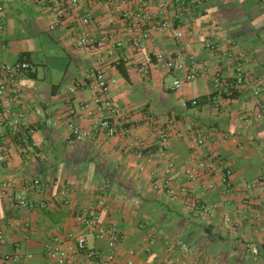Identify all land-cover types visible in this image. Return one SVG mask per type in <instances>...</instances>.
I'll return each mask as SVG.
<instances>
[{"label":"crops","instance_id":"0c3cea01","mask_svg":"<svg viewBox=\"0 0 264 264\" xmlns=\"http://www.w3.org/2000/svg\"><path fill=\"white\" fill-rule=\"evenodd\" d=\"M0 8V63L28 54L32 67L18 97H0V264H57L48 245L72 248L87 232L79 210L101 199L108 206L101 224L123 236L113 264H264V122L241 117L254 88L264 101L262 0H83L55 30L37 0H0ZM85 15L87 26L78 21ZM81 33L93 42L89 50L76 49ZM240 55L241 92L218 109L210 101L191 106L215 93L217 73L233 76ZM192 69L196 79L174 89ZM117 111L127 112L130 132L111 139L100 124ZM152 116L177 120L184 137L161 144L147 124ZM188 122L191 133L183 132ZM199 136L206 144L194 147ZM208 154L217 157L216 172L190 182L187 164ZM210 182L214 189L201 188ZM248 183L255 187L246 193ZM15 195L28 206L13 208ZM89 249L108 253L94 235ZM15 254L19 261L4 260Z\"/></svg>","mask_w":264,"mask_h":264},{"label":"built area","instance_id":"2783aa9c","mask_svg":"<svg viewBox=\"0 0 264 264\" xmlns=\"http://www.w3.org/2000/svg\"><path fill=\"white\" fill-rule=\"evenodd\" d=\"M43 4H46L48 9L53 14V21L50 24V30H55L61 23L64 16H67L70 12H75L83 0H37ZM264 3V0H262ZM0 11L2 9L0 8ZM78 21L80 25L87 26L91 23V18L89 15L79 16ZM76 49L78 50H89L93 42L84 34L81 33L76 37L75 41ZM1 49V46H0ZM244 57L240 55L237 58L232 77H223L221 74L217 73L215 75V93L217 97L212 99V103L215 105L216 109L219 108V105L227 100L232 99V96L239 94L243 87L246 84V76L244 70ZM174 65L172 62H169L168 67L172 68ZM32 70L31 64L29 62H18L14 65L0 63V97L4 96L6 93H9L13 98L18 97L21 94L23 83L25 79L29 76ZM198 71L192 69L187 72L183 80H177L174 83V89H180L185 82H192L196 79ZM223 94H226L228 98L223 97ZM253 107L250 110L244 112L241 115L242 119L249 122L251 120H256L258 122H264V101L259 98L260 91L256 88L253 89ZM99 103V102H97ZM183 105L187 102L182 101ZM192 106L199 107L201 105L199 99L191 101ZM104 108L114 111L113 104L110 101L104 103ZM127 112L126 111H117L116 116L109 117L102 121L100 124L101 130L108 138H116L119 136L127 135L130 132V129L124 128L125 122H127ZM147 124L150 125L156 134L158 141L161 144H167L172 139H182L184 137L183 133L178 130V122L175 119H171L167 122L162 121L159 117H150L147 119ZM11 127L16 129L18 125L17 118L11 120ZM194 130L193 123H186L183 126V132L191 133ZM206 138L199 136L194 141V147H203L206 144ZM140 148L146 149L147 143L140 140L138 142ZM138 159H142L143 154H138ZM173 164H169L165 170L166 174H170L173 169ZM218 168L217 157L213 154H208L205 157V160L198 164H193L189 162L185 168L186 175L190 182H196L199 179V175L202 172L203 175H212L216 172ZM154 177V176H153ZM232 177V171L227 169L222 175V183L228 184L229 179ZM32 186L40 187L39 180H33ZM166 186L169 187L170 183L165 182ZM8 187H13L12 184H7ZM255 187V183L245 184V192L248 193L252 191ZM202 189L209 191L215 188L213 183L202 184ZM262 190V189H261ZM173 190H171L172 192ZM184 191V190H182ZM173 193V192H172ZM63 194H66V190L63 191ZM10 204L13 208H21L28 206V202L25 197L15 195L10 198ZM107 202L103 199L99 200L97 204L93 207L83 208L79 210L77 220L83 224L87 232H81L74 237V246L68 251L62 250L58 245H48L49 256L56 260L57 264H72L77 257L81 255H87V262L83 264H113L117 256V246L122 239V234L120 231L113 225L105 226L101 224L100 218L101 213L107 210ZM202 211L209 215L213 213V209L208 207H203ZM257 219H259L257 217ZM260 231H264V227L260 228ZM96 236L98 240L105 241L108 253L104 256L99 251H90L89 253V237ZM3 237L0 235V242H3ZM181 250L184 254H191V249L188 245H182ZM21 255L15 254L13 256H6L5 261H19Z\"/></svg>","mask_w":264,"mask_h":264},{"label":"trees","instance_id":"16d2710c","mask_svg":"<svg viewBox=\"0 0 264 264\" xmlns=\"http://www.w3.org/2000/svg\"><path fill=\"white\" fill-rule=\"evenodd\" d=\"M19 62H29L30 63L28 54L21 55V57L19 59ZM30 74H32V73H30ZM122 74H123V76L127 77V74H126V72L124 70H122ZM217 95H218L217 93H214V94H212L208 98L203 97V98L199 99V101H200L201 104H204L207 101H210L211 102L214 97H217ZM236 96H237V94H235L234 96H232V99H234ZM223 97L228 98V96L226 94H223ZM190 105L192 106V104H190Z\"/></svg>","mask_w":264,"mask_h":264}]
</instances>
